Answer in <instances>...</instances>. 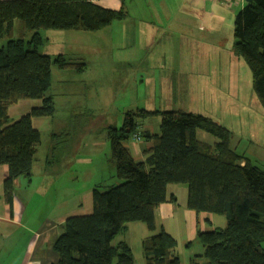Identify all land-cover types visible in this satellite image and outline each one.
<instances>
[{
  "label": "trees",
  "instance_id": "obj_1",
  "mask_svg": "<svg viewBox=\"0 0 264 264\" xmlns=\"http://www.w3.org/2000/svg\"><path fill=\"white\" fill-rule=\"evenodd\" d=\"M127 17L124 10L104 8L89 0L0 1V166L10 173L5 194L12 200L14 181L30 177L41 144L34 118L52 117L55 103L48 96L51 72L61 69L85 72V64L70 63L63 54L52 59L39 52L41 30L99 32ZM19 21L20 38L14 39ZM32 32L31 39H25ZM235 51L251 69L254 93L264 109V0H252L234 18ZM22 100H42L18 120L10 108ZM161 116L159 134L141 131L143 121ZM220 141L215 146L200 142L198 130ZM140 134L153 142L137 162L125 143ZM110 161L121 181L93 190V212L69 217L54 249L58 264H135L131 247L115 243L128 224L141 222L155 232V211L175 196L170 185H187V206L196 213L223 215L224 228L199 231L203 254L190 264H264V171L230 147V132L202 115L180 111L138 109L129 111L121 127H108ZM177 240L165 230L143 242L145 264H181L174 254Z\"/></svg>",
  "mask_w": 264,
  "mask_h": 264
},
{
  "label": "rangeland",
  "instance_id": "obj_2",
  "mask_svg": "<svg viewBox=\"0 0 264 264\" xmlns=\"http://www.w3.org/2000/svg\"><path fill=\"white\" fill-rule=\"evenodd\" d=\"M137 3L139 8L148 9L154 7L157 0H137ZM231 11L224 14L225 21L211 20L210 34L190 30L195 34L192 38L180 31L177 36H168L165 43L140 49L107 44V39L136 40L139 31L134 30L133 23L128 24L132 29H124V22H115L99 32L41 30L44 41L39 47L41 54L53 60L63 54L70 63L85 64L87 69L78 72L52 66L48 96L54 99L55 112L40 129L36 169H52L46 167L48 164L56 165L55 169H75L78 159L98 154L93 168L98 167L97 178H105L102 186L120 184L115 166L108 159L111 146L107 130L112 125L121 127L129 111L144 109L182 110L212 119L229 130L231 149L264 171V109L254 93L251 69L236 54L232 27L235 14ZM233 11L237 13L236 9ZM32 35V32L26 33L25 39H31ZM20 36L23 35L17 21L14 39ZM8 42L7 37L1 39L0 49ZM88 66L94 69L88 70ZM142 124L159 134L161 116ZM197 134L202 142L211 146L220 141L201 129ZM95 140L99 143L98 152L92 153L96 150L92 145ZM102 143L107 144V149ZM65 162L67 168H62ZM86 165L77 162V167L90 169ZM89 180L84 174L79 192L86 193L94 185L93 181L88 183ZM216 219L226 218L216 215ZM122 235L117 242L125 237ZM196 245L202 247L198 239ZM137 251L135 247L136 254Z\"/></svg>",
  "mask_w": 264,
  "mask_h": 264
},
{
  "label": "crops",
  "instance_id": "obj_3",
  "mask_svg": "<svg viewBox=\"0 0 264 264\" xmlns=\"http://www.w3.org/2000/svg\"><path fill=\"white\" fill-rule=\"evenodd\" d=\"M89 1L107 9L127 12L124 20L116 22H124V29H132L128 24L133 23L134 30L139 31L137 39L127 41L122 37L117 42L107 39V44L110 42L111 45L123 49L132 46H138L140 49L149 44L165 43L168 36H177L180 31L186 37L195 35H192L190 30L199 29L210 34L212 19L216 22L225 21L224 14L228 10H232V14L236 15L233 10L236 9L238 12L248 3L246 0L238 5H224L220 0H157L154 7L145 9L139 8L137 0ZM203 39L207 38L203 37ZM92 69L94 67L88 66V70ZM41 106L42 100H22L10 108V118L12 121L18 120L33 108ZM49 119L48 117L34 118L33 126L40 131ZM140 130L155 134L152 130L146 129L143 124ZM197 138L200 140L198 134ZM92 145L96 149L92 153L98 152L99 143L95 140ZM125 145L137 162H144V151L150 149L153 142L142 138L141 141L130 140ZM101 146L107 149V144L102 143ZM37 156L38 154L36 160ZM92 157L78 159L80 164L85 163L90 166V169L77 167L78 161L74 166L75 169H55L56 165L49 164L46 167L52 169H36L35 160L32 175L20 177L14 181L11 201L7 200L5 194V181L9 177L10 170L7 165L0 166V264H58L59 255L54 245L62 233L63 224L69 217L92 214L93 190L102 186L105 180L104 177L97 178L98 167L93 168L98 154ZM108 159L110 161V157ZM61 167L67 168V162ZM84 174L91 179L88 183L92 181L94 183L86 193L79 192ZM172 195L176 197V202L168 200L155 211L157 227L155 232H151L144 223L133 222L128 224L126 231L122 233L125 237L118 240V242L125 241L131 247L135 264H145L143 242L161 230H165L177 240L174 254L180 258L181 264H190L194 256H200L204 252L200 245L194 246L198 239V232L213 231L227 225L226 219L223 221L216 219L215 214L196 213L190 210L187 206V185H170L168 196ZM135 247L138 250L137 254ZM179 248L181 251L177 252Z\"/></svg>",
  "mask_w": 264,
  "mask_h": 264
},
{
  "label": "built area",
  "instance_id": "obj_4",
  "mask_svg": "<svg viewBox=\"0 0 264 264\" xmlns=\"http://www.w3.org/2000/svg\"><path fill=\"white\" fill-rule=\"evenodd\" d=\"M244 0H220V2L224 5H238L240 2H243ZM134 140L136 141H141L142 138H141V135L140 134H137L135 135L134 137ZM29 264H33V263H29Z\"/></svg>",
  "mask_w": 264,
  "mask_h": 264
},
{
  "label": "water",
  "instance_id": "obj_5",
  "mask_svg": "<svg viewBox=\"0 0 264 264\" xmlns=\"http://www.w3.org/2000/svg\"><path fill=\"white\" fill-rule=\"evenodd\" d=\"M248 3L252 2V0H246Z\"/></svg>",
  "mask_w": 264,
  "mask_h": 264
}]
</instances>
